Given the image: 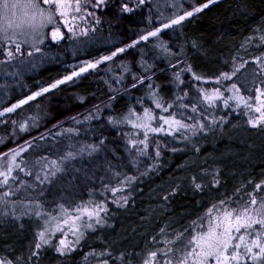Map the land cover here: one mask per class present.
Listing matches in <instances>:
<instances>
[{"label":"snow or ice","instance_id":"1","mask_svg":"<svg viewBox=\"0 0 264 264\" xmlns=\"http://www.w3.org/2000/svg\"><path fill=\"white\" fill-rule=\"evenodd\" d=\"M138 3L145 4L146 0H138ZM214 3L215 0H203V2L192 0L193 6L187 9L184 3H180V11L172 17H155V19L161 20L158 27L145 30L142 35H137L130 43L115 48L109 54L84 61L82 66L75 67V70L45 87L31 92L30 95L0 112H13L27 101H31L51 89H56L64 82L72 81L74 77H79L89 69L97 68L101 62L110 61L118 54L124 53L126 49H131L142 41H149L150 38L158 40V47L163 54H168L172 58L183 55V47H181L180 53H175L168 41L162 39L160 36L162 30L181 25L187 18L193 17ZM101 6L107 7L105 0H98V3L95 4L96 8ZM137 6L131 0H125L118 5V8L122 12H131ZM92 7L91 0H0V15L3 16V21L0 22V41H2L0 53L3 54L0 64L15 61L17 56L22 58L25 45H27L29 55L33 51H42L36 45H43L49 36V29L51 39L61 40L65 36V31L62 30L60 24L61 20L64 25H67V30L73 36H78L81 32L87 33L89 28L82 27L78 32L75 25L78 21L87 19L86 14L90 13ZM172 7L176 8L177 4L173 3ZM91 15L94 17L95 23H89L91 28L95 29L100 23L101 17L96 13H91ZM148 19L152 20L153 17L149 16ZM187 43L199 47V42L195 39ZM255 43L264 48V25L256 26L249 36L244 37L240 49L251 47ZM250 60L254 61L253 65H249ZM140 63L143 65L145 74L132 73L136 83L131 84L130 88L134 89L138 84L142 85L150 78L147 74L151 73L152 65L145 60L143 54ZM182 63L184 67L177 68L172 73L175 78L173 83L176 84L179 95L172 100H166L161 95L160 84H149V91L146 95L151 97V103L155 107L144 106L143 111L140 112L137 111L136 105H131L123 115L108 117L113 125L132 124L136 129H143L144 139L142 141L129 140V144L132 146H136L138 143L143 145L137 149V156H133L134 163H138V155L144 153L148 147L149 132L175 134L179 129L184 133L182 138L187 139L189 135L195 136L201 132L211 131L217 121L228 120L227 115L212 114L220 101L224 108L231 107L237 112H245L246 123L264 132V52L249 56L248 59H240L238 49L237 55L230 58V67L229 62H226L224 69L212 76L198 74L187 60L176 59V66ZM121 65L125 72L129 71V67L124 61H121ZM185 71H191V75L197 80L217 81L221 87L208 89L197 84L196 88L199 94L196 97V103L184 104L183 98L189 96L188 90L180 89V85L184 83L183 73ZM154 75L155 73H152V76ZM144 103L143 99H139L140 105H144ZM201 106L208 110L207 121L199 118L204 114L200 111ZM173 108L178 110L190 108L194 115L187 117L185 112L170 111ZM156 109L169 110V114L158 113ZM96 111L99 114V108ZM87 119H91V113ZM15 124L16 122H13V132L16 131ZM61 124V121H57V125L53 127ZM28 127V120L19 123L21 130H27ZM61 131L63 132L64 129L61 128ZM68 131L75 133L79 132V129L70 128ZM48 135L51 136V133ZM131 135L132 133H129V136ZM39 139L43 140L44 136H40ZM106 140L107 137H101L99 142L69 144L62 155H51L45 152L41 156H32L30 150L33 149L36 141V138L32 137L24 141L23 144H16L12 148H7L6 151H0V186L4 188L3 191H0V209H2L0 215L15 217L21 222V227H23L24 217H35L40 221V226L36 229L35 241L29 245L27 256L22 254L12 258L7 254L0 255V264H39L42 252L49 246L54 247L57 254L70 257L78 247L83 246L82 242L87 238L90 230L95 231L102 225L109 224L111 219L109 215L110 200H113L117 205L128 204L129 197L120 193L122 190L128 189L130 183L137 177L131 173L117 171L112 163H108L107 168L117 180L114 186L101 184L100 191L103 192L104 199L97 200L96 190H92L93 195L89 197L88 201L82 200L74 207H69L64 202L66 197L62 194L59 203L55 200L51 202L50 209L43 198L42 190L64 177L70 166L73 167L75 174L68 176L65 181L64 186L69 191L77 179L76 174L83 171L85 176L90 175L91 170L87 166L76 169L74 164L78 162L77 158L79 157H92L94 153L105 151ZM3 142V137H0V143ZM112 151L115 152V148ZM129 152L131 153L132 149H129ZM160 155V147L157 146L156 156ZM156 166H158V162L154 161L153 164L148 165V170ZM20 173L26 174L30 179H21ZM219 174V167L212 170L210 180L212 184L221 185L222 180L219 178ZM93 179H95L94 176ZM192 181L195 189L203 190L202 181L197 182L195 176L192 177ZM249 183L254 186L251 191H245ZM179 189L180 185L177 184L170 193L166 192L165 200L170 195L177 193ZM109 192L116 195L109 196ZM14 196H20V198L11 199ZM166 228L167 225L159 230L163 247L144 251L140 264H264V179L257 181L250 177L233 192L232 196H226L224 199L212 203L201 216L190 222L189 229L177 232L174 239H167ZM190 229L193 230L190 231ZM151 240L157 244L160 242L157 241L155 235L151 237ZM111 251V248H105L98 252L92 248L88 255L97 258L96 264H110V259L105 257H110ZM127 255L129 254L123 251L119 253L121 264H126Z\"/></svg>","mask_w":264,"mask_h":264},{"label":"trees","instance_id":"2","mask_svg":"<svg viewBox=\"0 0 264 264\" xmlns=\"http://www.w3.org/2000/svg\"><path fill=\"white\" fill-rule=\"evenodd\" d=\"M123 2L125 0H105L107 7L96 8L95 4L98 0H91L93 7L90 13L86 14L87 19L78 21L75 25L78 32L82 27L89 28L87 33L81 32L78 36H73L65 25L60 23L62 30L65 31V36L61 40L51 39L49 29V36L43 45H36L42 51H33L29 55L27 45H25L22 58L17 56L15 61L0 64V110L61 78L71 71L75 63L111 53L115 48L130 43L137 35H142L145 30L158 27L161 20L155 17H172L180 11V3H184L186 9L193 6L192 0H146V3L142 5L138 3V0H131L138 6L134 7L131 12H122L118 5ZM196 2H203V0H196ZM173 3L177 4L176 8L172 7ZM91 13H96L101 17L95 29H92L89 23H95ZM149 16L153 19L149 20ZM2 21L3 16L0 15V22ZM263 22L264 0H217L202 12L187 18L181 25L162 30L160 34L162 39L168 41L175 53H180L183 47V55L172 58L168 54H163L156 38L140 42L137 46L113 57L112 60L90 69L79 79L65 83L20 107L4 124L0 123V137H3L4 141L0 143V151H6L7 148L23 144L24 141L35 137V146L30 150V155L41 156L45 152L51 155H62L69 144L99 142L101 137H107L105 151L94 153L92 157H79L78 162L74 164L76 169L87 166L91 170L90 175L85 176L83 171L76 174L77 179L69 191L64 186L65 181L68 176L75 174L73 167L70 166L64 177L42 190L43 198L50 209L51 202L55 200L59 203L62 194L66 197L64 202L69 207H74L82 200L88 201L93 195L92 190H96L97 198L99 193H102L100 191L102 183L114 186L117 178L108 170V163H112L119 172L131 173L137 177L130 183V186L149 180L156 173H161L164 177L173 176L178 167L185 163L192 154L196 140L211 138L219 131L227 133L232 130L241 112L231 107L224 108L220 101L212 114L227 115L228 120L227 122L217 121L209 132H201L195 136L189 135L187 139L182 138L184 133L179 129L175 134L149 132L148 147L144 153L138 155V163L133 162V156H137V149L143 145L138 143L132 146L129 140L142 141L144 139L143 129H136L132 124L113 125L108 117L123 115L131 105H136L137 111L140 112L143 111L144 106L155 107L151 103V97L146 95L149 91V84H160L161 95L166 100H172L179 95V90L173 83L175 78L172 73L177 68L184 67V64L176 66V59L187 60L198 74L209 76L216 75L219 70H223L226 62H229L230 67V58L237 55L238 49L240 59L243 53H249L245 48L240 49V44L243 43L244 37L250 33L251 29ZM193 39L199 42V47L187 43ZM260 49L263 48L260 47ZM260 49L252 46L251 51L254 52L252 54L258 55L257 51ZM142 54L145 60L152 65L151 73L147 74L150 78L133 89L129 87L136 83L132 73L145 74L143 65L140 63ZM2 58L3 54L0 53V60ZM121 61L128 65L129 71H124ZM253 64L254 61L250 60L249 65ZM152 73L155 75L152 76ZM183 79L184 83L180 85V89H186L189 92V96L183 98L184 104L196 103V97L199 94L197 84L208 89L221 87L217 81L197 80L191 75V71H185ZM138 98L144 100V105L139 104ZM97 108L100 110L99 114H97ZM156 111L163 112L165 115L169 114V110L166 109H156ZM170 111L185 112L187 117L194 115L190 108L179 110L173 108ZM200 111L204 114L199 118L207 121L208 110L201 106ZM89 113H91V119H87ZM24 120L29 121L27 130L19 128V123ZM57 121H61L62 124L53 127L57 125ZM13 122H16L15 132H13ZM223 122H225L223 130H220ZM61 128L64 129L63 132ZM70 128H77L79 132H69ZM48 133H51V136ZM129 133L132 135L129 136ZM40 136H44V139H39ZM157 146L160 147L161 152L159 157L156 156ZM113 148L115 152L112 151ZM129 149H132L131 153ZM261 154L260 163H264V150ZM154 161L158 162V166L148 170V165L153 164ZM261 168L262 166L258 165L255 171L264 176V168ZM20 178L30 179L23 173H20ZM3 190V186H0V191ZM19 198L20 196L11 197V199ZM179 204H182L191 221L201 216L209 207L197 204L191 197H187ZM9 217L0 215V226L4 223L11 224V220L8 221ZM26 220L28 218L24 217L23 222ZM186 229H189V226ZM24 236L16 231L18 240L24 239ZM80 256L82 252H74L70 256V262L65 264H79Z\"/></svg>","mask_w":264,"mask_h":264},{"label":"rangeland","instance_id":"3","mask_svg":"<svg viewBox=\"0 0 264 264\" xmlns=\"http://www.w3.org/2000/svg\"><path fill=\"white\" fill-rule=\"evenodd\" d=\"M60 23H63V21L61 20ZM259 25H264V22ZM65 27L67 29V25ZM254 28L250 30L247 36L253 32ZM253 46L260 49L258 43L253 44ZM251 47H245V50L249 53H243L241 59H248L249 56L254 54ZM262 52H264V48L257 51V54L259 55ZM97 58L99 57L93 59ZM84 61L86 60L72 65L71 71L75 70V67L82 66ZM87 72L63 84L71 83ZM43 94L45 93L41 95ZM37 98L35 97L33 100ZM33 100L27 101L13 112H0V123L4 124L20 107ZM239 114L240 116L234 123L232 130L227 133L219 131L211 138L196 140L192 154L185 163L178 167L173 176L164 177L161 173H156L151 179L122 190L120 194L129 197V202L126 205H117L113 200H110L109 215L111 219L109 224L102 225L95 231L90 230L87 238L82 242L83 246L75 250V252H82L79 264H96L97 258L88 255L92 248H95L98 252L105 248H111V256L105 257L110 259V264L113 262L121 264L119 253L122 251L129 254L125 258L126 264H140L144 251L163 247L159 232L161 228H165L167 225L165 235L167 239L171 240L174 239L177 232L184 231L190 225L191 219H188L184 207L179 204L184 199L191 197L197 204L210 206L217 200L232 196L233 192L245 181H248L250 177L257 181L264 179L262 173L255 171L258 165L264 168V163H260L261 153L264 150V132L246 123L245 112ZM225 122L221 124L220 130H223ZM217 167L220 168L221 185L210 182L212 170ZM193 176L197 178V182H203V190L194 188ZM177 184L180 185L179 191L165 200L164 194L166 192L170 193ZM253 186L249 183L245 191H251ZM113 195L116 194L109 192V196ZM104 198L102 192L99 193L96 199L102 200ZM27 218L28 220L22 221L23 227L20 226L21 222L12 216L8 218V221L11 220V224L4 223L0 226V255L7 254L12 258L22 254L27 256L29 245L34 243L36 229L40 226V221L37 218ZM16 231L18 234L25 235L24 239L18 240ZM153 235L156 236L157 241H160L159 244L151 240ZM41 257L39 264H65L68 261L70 262V257L57 254L55 248L51 246L42 252Z\"/></svg>","mask_w":264,"mask_h":264}]
</instances>
